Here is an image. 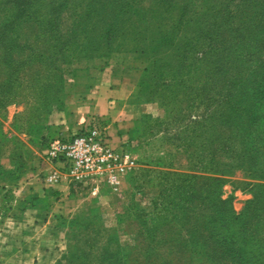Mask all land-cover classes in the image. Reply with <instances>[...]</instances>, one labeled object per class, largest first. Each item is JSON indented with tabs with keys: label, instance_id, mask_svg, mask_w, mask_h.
<instances>
[{
	"label": "rangeland",
	"instance_id": "rangeland-1",
	"mask_svg": "<svg viewBox=\"0 0 264 264\" xmlns=\"http://www.w3.org/2000/svg\"><path fill=\"white\" fill-rule=\"evenodd\" d=\"M263 96L264 0H0V264H118L187 233L198 176L264 214ZM92 116L137 168L117 191L48 186L49 141ZM31 196L51 220L26 218Z\"/></svg>",
	"mask_w": 264,
	"mask_h": 264
},
{
	"label": "trees",
	"instance_id": "trees-1",
	"mask_svg": "<svg viewBox=\"0 0 264 264\" xmlns=\"http://www.w3.org/2000/svg\"><path fill=\"white\" fill-rule=\"evenodd\" d=\"M196 44H200L197 35ZM229 87L234 93L235 89ZM262 99L256 97L258 103ZM258 107L255 122L264 125V109ZM260 155L257 148L255 163ZM25 166L23 163L18 167L17 173L21 174ZM197 182L196 221L184 224L187 233L150 236L141 251L121 249L115 258L118 264H189L185 261L188 253L194 258L193 264H264V214L259 209V199L250 201L240 213L228 211L225 200L212 199L215 191H211L219 186L220 178L198 176ZM189 226L195 230L192 232Z\"/></svg>",
	"mask_w": 264,
	"mask_h": 264
},
{
	"label": "built area",
	"instance_id": "built-area-1",
	"mask_svg": "<svg viewBox=\"0 0 264 264\" xmlns=\"http://www.w3.org/2000/svg\"><path fill=\"white\" fill-rule=\"evenodd\" d=\"M45 183L90 187L93 194L101 189L117 191L138 166V158L116 140L96 116L76 131L61 129L43 152Z\"/></svg>",
	"mask_w": 264,
	"mask_h": 264
},
{
	"label": "crops",
	"instance_id": "crops-1",
	"mask_svg": "<svg viewBox=\"0 0 264 264\" xmlns=\"http://www.w3.org/2000/svg\"><path fill=\"white\" fill-rule=\"evenodd\" d=\"M100 99H102L101 96H98L97 100L99 101ZM110 102H114V101H110ZM97 107L101 108V106H98V105H97ZM103 108L104 107H102L100 110L101 114L105 113V110ZM53 121L54 122L51 121V123H56V124L65 123V121L61 120V118L58 121H56V120H53ZM23 169L24 170L21 173L25 174L26 173L25 170L27 169V167L25 166ZM59 189H61L63 191H67L65 184L59 185ZM32 194L34 195V193H32ZM32 194H30V195H32ZM47 199H48L47 197H44V199H38L37 200V198H34L33 196H31L30 200L27 202V205H28L27 213H28V215L26 218H28L30 220H34V221H36V220H39V221L51 220L53 215L55 214L54 211H56V209L53 210V212H52L51 208H49V209L46 208V207H49L48 202H46ZM56 207L58 208L59 206H56Z\"/></svg>",
	"mask_w": 264,
	"mask_h": 264
}]
</instances>
